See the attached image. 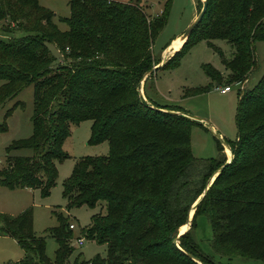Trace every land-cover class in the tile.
<instances>
[{
    "label": "trees",
    "instance_id": "1",
    "mask_svg": "<svg viewBox=\"0 0 264 264\" xmlns=\"http://www.w3.org/2000/svg\"><path fill=\"white\" fill-rule=\"evenodd\" d=\"M67 1L69 14L61 18L67 29L59 30L53 13L37 0H0V21L5 23L0 27V104L32 85V133L6 148L29 149L31 155H8L0 167V186L47 194L56 180L54 161L67 156L61 144L69 126L90 120L88 142L105 140L108 152L79 159L62 181L67 208H104L80 232L105 244V257L95 255L86 264H197L187 254L201 264H231L197 248L190 229L198 216L210 226L214 254L264 264V69L253 86H244L255 67L254 42L264 40V0H206L200 21L159 67L175 68L200 39H222L233 48L228 60L221 58L226 73L204 64L209 84L184 94L239 86L236 137L225 142L231 158L178 238L190 206L225 159L221 144L214 159L193 157L189 130L201 124L158 110L184 112L143 99L138 92L142 75L158 63L152 45L166 22L170 0L153 16L144 12L141 0ZM47 44L65 61L55 62ZM56 217L57 225L46 229L57 244L51 262L44 240L32 231L30 208L17 215L0 213V236L14 239L24 253L13 264H67L72 232L63 215Z\"/></svg>",
    "mask_w": 264,
    "mask_h": 264
},
{
    "label": "rangeland",
    "instance_id": "2",
    "mask_svg": "<svg viewBox=\"0 0 264 264\" xmlns=\"http://www.w3.org/2000/svg\"><path fill=\"white\" fill-rule=\"evenodd\" d=\"M38 3L53 13L52 22L59 30H66L67 25L61 18L69 14L67 0H37ZM128 2L130 0H118ZM165 0H141V7L150 16L158 14ZM201 8V0H170L166 22L156 35L152 52L156 65L165 59L169 52H164L165 45L176 35H180ZM0 21V27L4 25ZM175 40L171 43L173 48ZM53 54L55 62L65 61L63 56L52 44H47ZM255 67L251 71L244 86L250 88L255 84L264 69V40L255 41ZM221 52V56L218 54ZM233 53L232 46L222 39L198 40L179 59L173 69H156L151 76L139 84L143 90L142 98L148 99L160 106H179L184 112L200 118V124H192L189 130L190 150L195 158H216L221 152L223 158L228 160L230 152L224 147V142L232 141L236 137L235 108L237 102V84H230V89L220 93L218 89L210 87L208 90L197 94H184L187 89L205 87L209 79L204 74L202 66L211 65L221 74L226 70L221 58L228 60ZM1 83V81H0ZM223 86V85H222ZM221 87V85H220ZM217 87V88H220ZM17 102L15 107L13 103ZM9 113L4 117L7 109ZM32 113V85H26L13 98L4 100L0 104V124L4 122L5 129L0 130V167L8 155L29 156V149L11 150L7 146L14 140L26 139L32 133L30 116ZM90 120H82L69 126V135L61 144V150L67 156L61 161H54L56 169L55 184L49 192L42 195L39 189L13 188L0 186V213L17 215L24 209L31 210V228L35 236L44 240V254L52 262L56 242L46 232L47 228L57 225V215L61 214L67 223H73L71 237L67 238L70 251L67 264H86L95 255L105 257L106 246L92 239H86L81 234L93 214L104 213V208L99 204L88 207L67 208L66 199L62 195V181L69 176L75 163L83 157L106 155L107 142L102 140L97 143L88 142L90 136ZM103 204V202H102ZM180 229V228H179ZM178 229L177 233L180 232ZM190 234L197 248L213 256L215 260L231 264H262L259 260L246 259L238 255L229 257L214 254L209 247L211 229L203 216H198L195 227L190 229ZM82 238L80 245L75 238ZM23 250L14 239L0 236V264H13L23 258Z\"/></svg>",
    "mask_w": 264,
    "mask_h": 264
},
{
    "label": "water",
    "instance_id": "3",
    "mask_svg": "<svg viewBox=\"0 0 264 264\" xmlns=\"http://www.w3.org/2000/svg\"><path fill=\"white\" fill-rule=\"evenodd\" d=\"M205 7H206V0H201V8L199 10V12L195 15V17L191 20V22L187 25V27L184 29V31L178 36L176 37L175 41L177 40V42H179V45H178V48L184 43V41L187 39V37L189 36L190 32L192 31V29L194 28V26L200 21L203 13H204V10H205ZM178 48L174 49L171 51L170 55H168L165 59H163L161 61L160 64L158 65H154L153 67H151L149 70H147L141 77L140 79V82L139 84L143 83L145 81V79L148 77V75L152 74V72L156 69H158L165 60H167L172 54L174 51H176ZM138 92L139 94L141 95L142 97V89L138 88ZM156 109V108H155ZM160 111H163V112H167V113H170V114H181L191 120H194V121H197L200 123V118L196 117V116H193L187 112H180V111H173V110H167V109H158ZM224 147H226V149H228L229 151V148L227 146V144L224 142ZM230 152V151H229ZM231 158V154L228 158V160H226L221 166L218 167L217 171H215L213 174H211L209 176V178L207 179L206 183H205V186H204V189H203V192L201 193V195L193 202V204L190 206V209L189 211L187 212V215H186V222L185 224H187V228L186 230L190 227V219H191V216H192V213H193V210L197 204V202L199 201L200 197L203 196L205 190L208 188V186L212 183V181L214 180L215 176L217 175L218 171L222 169V167L227 164L229 162ZM185 230V231H186ZM185 231L183 232H178L177 235H176V238H178L181 234H183ZM176 238L175 240H173V243L175 244L176 246ZM178 247V246H177ZM194 262H196L197 264H201L196 258H194L193 256H191L190 254H187Z\"/></svg>",
    "mask_w": 264,
    "mask_h": 264
},
{
    "label": "built area",
    "instance_id": "4",
    "mask_svg": "<svg viewBox=\"0 0 264 264\" xmlns=\"http://www.w3.org/2000/svg\"><path fill=\"white\" fill-rule=\"evenodd\" d=\"M215 88L218 89V91L220 93H224V92H226V91H228L230 89L229 86H222L220 88H217V87H215ZM73 228H74V224L73 223H69L68 224V229L72 230ZM75 242H76V244L80 245L82 243V238H80V237L75 238Z\"/></svg>",
    "mask_w": 264,
    "mask_h": 264
},
{
    "label": "crops",
    "instance_id": "5",
    "mask_svg": "<svg viewBox=\"0 0 264 264\" xmlns=\"http://www.w3.org/2000/svg\"><path fill=\"white\" fill-rule=\"evenodd\" d=\"M176 37H178V35L174 36V39L171 40V42L169 43V45L165 48L164 52H169L171 53L172 50L176 49V48H172L171 43L176 39ZM220 87V86H219ZM222 87V86H221ZM143 93V90H142ZM143 96V95H142ZM144 98V97H143ZM27 189H31V188H27Z\"/></svg>",
    "mask_w": 264,
    "mask_h": 264
},
{
    "label": "bare ground",
    "instance_id": "6",
    "mask_svg": "<svg viewBox=\"0 0 264 264\" xmlns=\"http://www.w3.org/2000/svg\"><path fill=\"white\" fill-rule=\"evenodd\" d=\"M178 45H179V42H177V40L174 42V44H173V48H178ZM186 228H187V224H185L184 226H182L180 229H179V231L180 232H183V231H185L186 230Z\"/></svg>",
    "mask_w": 264,
    "mask_h": 264
}]
</instances>
